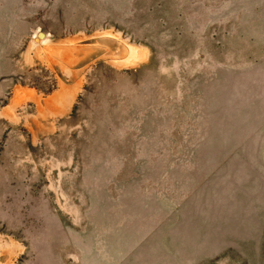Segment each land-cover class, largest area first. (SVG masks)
<instances>
[{"label": "rangeland", "instance_id": "obj_1", "mask_svg": "<svg viewBox=\"0 0 264 264\" xmlns=\"http://www.w3.org/2000/svg\"><path fill=\"white\" fill-rule=\"evenodd\" d=\"M0 264H264V0H0Z\"/></svg>", "mask_w": 264, "mask_h": 264}, {"label": "water", "instance_id": "obj_2", "mask_svg": "<svg viewBox=\"0 0 264 264\" xmlns=\"http://www.w3.org/2000/svg\"><path fill=\"white\" fill-rule=\"evenodd\" d=\"M38 36H44V34L40 32V33H38Z\"/></svg>", "mask_w": 264, "mask_h": 264}, {"label": "bare ground", "instance_id": "obj_3", "mask_svg": "<svg viewBox=\"0 0 264 264\" xmlns=\"http://www.w3.org/2000/svg\"><path fill=\"white\" fill-rule=\"evenodd\" d=\"M37 36H38V35H37ZM40 38H42V39H43L44 37H41V36H40ZM40 38H39V39H40Z\"/></svg>", "mask_w": 264, "mask_h": 264}]
</instances>
